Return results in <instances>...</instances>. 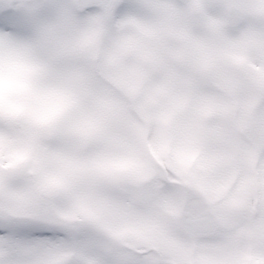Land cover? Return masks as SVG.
Returning a JSON list of instances; mask_svg holds the SVG:
<instances>
[{"label":"rangeland","instance_id":"374dc122","mask_svg":"<svg viewBox=\"0 0 264 264\" xmlns=\"http://www.w3.org/2000/svg\"><path fill=\"white\" fill-rule=\"evenodd\" d=\"M133 11L106 38L107 90L99 98L115 128L126 167L114 182L126 193L101 204L99 239L115 259L129 252L144 264H264V0H129ZM247 19L235 28L226 11ZM261 19L262 24H259ZM158 195L137 205L138 184ZM19 214L34 203L27 190L0 188ZM209 210L210 238L190 240L182 213ZM11 254L0 247V258ZM71 242L38 254L37 264H73Z\"/></svg>","mask_w":264,"mask_h":264},{"label":"snow or ice","instance_id":"6c2138e0","mask_svg":"<svg viewBox=\"0 0 264 264\" xmlns=\"http://www.w3.org/2000/svg\"><path fill=\"white\" fill-rule=\"evenodd\" d=\"M133 8L129 0H0V188L34 197L17 214L0 196V247L11 252L0 264H37L38 254L70 242L95 264H144L131 252L115 259L95 219L97 206L127 191L114 182L126 161L99 102L108 55L95 29L103 16L111 35Z\"/></svg>","mask_w":264,"mask_h":264},{"label":"water","instance_id":"95a60500","mask_svg":"<svg viewBox=\"0 0 264 264\" xmlns=\"http://www.w3.org/2000/svg\"><path fill=\"white\" fill-rule=\"evenodd\" d=\"M182 3H187L188 0H179ZM114 0H107L111 4ZM103 17V16H102ZM228 24L234 27L245 20V15L235 9H229L227 12ZM103 23L106 24L104 18ZM149 187L144 190V186ZM155 199L153 188L149 182H143L139 185L137 193V203L141 206H149ZM217 230V223L208 211H203L199 216L192 218L189 214L182 215L181 231L189 238L210 237Z\"/></svg>","mask_w":264,"mask_h":264}]
</instances>
